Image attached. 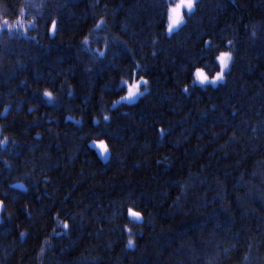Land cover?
<instances>
[{
    "label": "trees",
    "instance_id": "obj_1",
    "mask_svg": "<svg viewBox=\"0 0 264 264\" xmlns=\"http://www.w3.org/2000/svg\"><path fill=\"white\" fill-rule=\"evenodd\" d=\"M177 1L0 0V264H264V0Z\"/></svg>",
    "mask_w": 264,
    "mask_h": 264
},
{
    "label": "snow or ice",
    "instance_id": "obj_2",
    "mask_svg": "<svg viewBox=\"0 0 264 264\" xmlns=\"http://www.w3.org/2000/svg\"><path fill=\"white\" fill-rule=\"evenodd\" d=\"M196 3H197V0H195V4ZM176 4L174 6H172V7H170L169 10H168L167 20H168V23L171 25L169 27V30H168L169 31V35H171L174 30H177L179 28V26L183 23L182 9H187L188 15H191L192 14V10H191V7L192 6H190L187 3V0H186L184 6L181 7L182 20L180 22H178L177 24L172 25L171 24V20L169 19V17H170V15L172 13V10L175 8ZM195 4H194V6H195ZM55 27H56V25H55V23H53V25H52L53 31H55ZM229 43H231V41ZM101 55H103V53H101ZM217 59H218L219 64H220V61L221 60H226V63L223 65V67H228L229 66V61L231 60V53H230V51L229 52H223V53H221V56L217 57ZM224 72L225 71L222 70V67H219V72L216 74V76L213 79L216 82L223 80L224 79ZM124 83L127 84V82H124ZM143 83L144 84H147V81L146 80H143ZM139 87H140V84L139 83H134L131 86H129L127 88V94L124 97H122V99L124 101H129V102L132 101L138 95V89H139ZM44 96H46L49 99H51V93H49L47 91L44 93ZM104 119L107 120L108 117H104ZM102 142L103 141H100V143L94 142L95 147L96 148L101 147ZM103 147H104V151H105V154H106L108 152V150H109L108 149V146L107 145H104ZM128 216L134 218L136 221H139L141 219V214L138 211L133 210V208H131V207L128 209ZM68 227H69V225L67 223H65L64 224V228L67 229ZM128 243H129L130 246L132 245L133 241H132L131 238L129 239Z\"/></svg>",
    "mask_w": 264,
    "mask_h": 264
},
{
    "label": "clouds",
    "instance_id": "obj_3",
    "mask_svg": "<svg viewBox=\"0 0 264 264\" xmlns=\"http://www.w3.org/2000/svg\"><path fill=\"white\" fill-rule=\"evenodd\" d=\"M186 0H178L175 8L172 10V13L169 17V19L171 20V24L172 25H175L177 24L178 22H180L182 20V16H181V7L184 6ZM187 3L192 6L191 7V10L194 9V4H195V0H187ZM23 9H21V16H23ZM2 25H7L9 29H14L17 27V25H20V27H23V23L20 19H17L14 23H9V21L7 19H3L2 22ZM29 23H31V21H29ZM53 23H55V21H53ZM171 25L169 23H167L166 25V32L169 34V27ZM221 56V54L219 55ZM218 56V57H219ZM226 63V60H221L220 61V64L219 66L222 67V70L225 71L228 69V67H223V65ZM147 81V80H146ZM194 81L196 83H198L199 86L203 87L205 86L206 84H211L213 87L216 86L217 82L214 80V79H210L206 74H205V71L201 68H197L194 70ZM223 81V80H221ZM148 83V81H147ZM185 92H187V87H185L184 89ZM100 143V142H99ZM104 145H107V141H103L102 144H101V147H99V151H100V157L101 159L104 158L105 156V151H104Z\"/></svg>",
    "mask_w": 264,
    "mask_h": 264
},
{
    "label": "rangeland",
    "instance_id": "obj_4",
    "mask_svg": "<svg viewBox=\"0 0 264 264\" xmlns=\"http://www.w3.org/2000/svg\"><path fill=\"white\" fill-rule=\"evenodd\" d=\"M178 2V1H177ZM176 2V3H177ZM175 3V4H176ZM174 4V5H175ZM173 5V6H174ZM193 11V10H192ZM185 12H187L188 13V11H187V9H182V15H183V22H184V13ZM183 24V23H182ZM181 24V25H182ZM180 25V26H181ZM179 26V27H180ZM178 30V29H177ZM176 30H174L173 32H175ZM232 59H233V57H232V54H231V60L229 61V67H228V69L227 70H225V72H224V79H223V81H217V84H216V86H218L219 84H221V83H223L224 82V80H225V76H226V73L228 72V70L230 69V66H231V64H232ZM217 62H218V59H217ZM218 65H219V62H218ZM220 67V66H219ZM205 71V70H204ZM205 74L210 78V79H213L215 76H216V74L214 75V76H209L208 74H207V72L205 71ZM143 80L144 79H135L132 83H128L127 85H126V93L122 96V97H124L126 94H127V88L129 87V86H131L132 84H134V83H139L140 84V87H139V89H138V95L132 100V101H124L123 99H122V97L120 98V99H118L115 103H114V106L113 107H116V106H118V105H120V104H127V105H131V104H133V103H135V102H137L138 100H139V98L145 93V92H147L148 91V87H147V84H144L143 83ZM194 84L195 85H197V86H199L198 85V83H196V82H194ZM205 86H212L210 83L209 84H206ZM215 86V87H216ZM213 87V86H212ZM2 209H3V205H2V203L0 202V222H1V220H2Z\"/></svg>",
    "mask_w": 264,
    "mask_h": 264
},
{
    "label": "bare ground",
    "instance_id": "obj_5",
    "mask_svg": "<svg viewBox=\"0 0 264 264\" xmlns=\"http://www.w3.org/2000/svg\"><path fill=\"white\" fill-rule=\"evenodd\" d=\"M103 20V19H102ZM103 21H106L105 19L103 20ZM93 30H92V33H91V35L92 36H89L90 37V39H92V40H94L95 42L93 43V46H92V48H91V50L90 51H88L87 50V52L88 53H92V52H97V51H95L97 48H99V47H101L102 45H103V43H102V41L101 40H106L107 38H108V36L107 35H105V34H103V33H101L100 32V30L101 29H107V26H106V24H104V23H102V22H99V21H97L96 23H95V25L93 26ZM97 32H98V35L100 36V39H99V37L97 36ZM110 50L111 51H113L114 50V46H112V47H110ZM219 66V65H218ZM218 72H219V69H218ZM217 72V73H218ZM216 73V74H217ZM227 74V73H226ZM215 75V74H214ZM226 77V76H225ZM137 79V78H136ZM114 104V103H113ZM107 157H105L104 159H106ZM134 220V219H133ZM136 221V220H135ZM137 222H139V221H137ZM142 222V221H141ZM141 222H139V223H141Z\"/></svg>",
    "mask_w": 264,
    "mask_h": 264
},
{
    "label": "water",
    "instance_id": "obj_6",
    "mask_svg": "<svg viewBox=\"0 0 264 264\" xmlns=\"http://www.w3.org/2000/svg\"><path fill=\"white\" fill-rule=\"evenodd\" d=\"M105 160V159H104ZM132 218V217H131ZM132 219H134V218H132ZM135 220V219H134ZM142 221V218L139 220V222H141Z\"/></svg>",
    "mask_w": 264,
    "mask_h": 264
}]
</instances>
